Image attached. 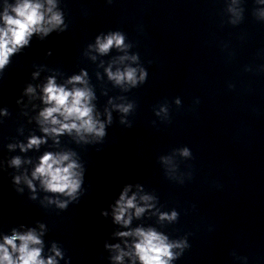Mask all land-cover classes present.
Wrapping results in <instances>:
<instances>
[{
  "label": "clouds",
  "instance_id": "clouds-1",
  "mask_svg": "<svg viewBox=\"0 0 264 264\" xmlns=\"http://www.w3.org/2000/svg\"><path fill=\"white\" fill-rule=\"evenodd\" d=\"M49 4L52 0H48ZM41 5L32 3L31 0H23L19 3L13 12L16 16H9L5 13L3 19L6 27L0 28V68H3L8 62V57L11 55L17 47L23 46L28 43V37L33 32L44 31L47 34L50 29L42 28L43 15L40 11ZM51 11V9H49ZM63 21L59 14H53L48 21L53 27L61 24ZM97 44L101 52H107L110 47L115 44L117 47L123 44V37L119 34L109 36L105 41L97 39ZM110 76L113 74L110 72ZM135 70L128 69L126 73L121 74L117 72L114 78L117 82L122 79H128L135 82ZM73 81H80L81 77L76 76L72 78ZM29 91H32L30 88ZM45 102L50 103L53 106L46 108L41 116L44 118L45 123H51L53 125L59 124V128H44V131L51 133H62L65 130L70 131L76 129L78 132L83 130L85 132L95 131L97 135H103V125L99 128L96 127V121L93 120L91 115L92 109L88 106V100L90 93L87 90L75 89L73 91H67L64 87L56 86L54 80L50 79L47 86L44 89ZM127 111V109H125ZM59 114L63 116L65 121H79V124L61 123L56 118ZM40 140L32 138L29 142V146L38 145ZM184 155H188L187 149L184 150ZM68 160L67 155L54 156L51 153L45 154L40 161V165L33 173V177H42V183L46 190L57 193H66L68 196H72L79 188L80 182L76 179L75 163L69 162L66 166L64 161ZM14 164H19V160H14ZM18 180V178H17ZM31 187V181L28 182ZM135 197L125 200V196L121 195L118 203V208L115 212V220L117 222H123L128 224L129 220H124L125 212L133 208ZM65 207L64 204L60 205ZM144 209L136 208V215L143 212ZM175 217V213L171 218ZM121 235H129V233H121ZM135 235L140 238L139 243L135 245L137 254L142 261V264H168V260L172 258L170 251L172 245L165 242L166 238L157 234L155 231L149 230L147 232L137 229ZM19 239L21 241L20 247L17 249L15 241ZM40 240L33 232H29L22 236H13L11 238H5V244L10 245L13 251L19 252L17 260H13L9 255L8 249L4 245H0V264H45L43 259H40L39 248H29L30 244H39ZM57 255L59 253L57 252ZM165 257L167 259H165ZM120 259V257H117ZM47 264H54L52 259L47 261Z\"/></svg>",
  "mask_w": 264,
  "mask_h": 264
}]
</instances>
